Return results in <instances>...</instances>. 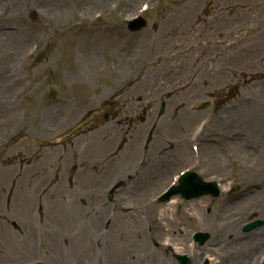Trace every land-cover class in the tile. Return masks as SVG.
I'll use <instances>...</instances> for the list:
<instances>
[{
	"label": "rangeland",
	"instance_id": "1",
	"mask_svg": "<svg viewBox=\"0 0 264 264\" xmlns=\"http://www.w3.org/2000/svg\"><path fill=\"white\" fill-rule=\"evenodd\" d=\"M144 1L146 0H0V157H4L23 146L28 150V155H31L41 145L40 143L43 144L44 138L53 136L51 130L57 127L61 128L60 120L65 119L68 115L69 105L73 102H84L92 92L95 95L101 93L102 97L105 98L108 90L116 88L120 80L124 81L122 83L124 89L116 96L117 100L115 99L114 102L121 106L128 105L125 110H122L121 117H124L133 112L139 113V108H142L144 104H153L154 102L150 99L154 96L157 99L158 92L164 89L173 93L178 88L186 87L183 89L184 94L195 90V94L198 95L201 89L215 86L217 82L225 86L229 80L225 81L224 79L226 77L231 79L232 75H227L228 71L234 70L225 67V65H232L233 60L240 62L242 59L248 58L249 63L247 66L245 65L244 71L249 69L256 72L262 67L259 54L264 52V24H259L260 18H256V16L261 15L264 0H162L159 6L153 5L150 12L145 15L152 24L128 35L125 21L131 19L138 12V8ZM211 1L215 3H213L214 10L210 9L208 15H205L204 11L209 7ZM33 5L38 11L35 15L30 12V6ZM57 5L61 8L56 7ZM180 7L192 13L193 27L196 26L195 30L193 27L186 31L175 26L169 28L170 24H175L173 22L175 13ZM96 12L104 14L100 20L93 18ZM80 14H86L89 17L84 28L69 27L68 23L80 17ZM198 22L201 25H197ZM236 22L239 23L240 29L245 27L248 30L247 34L251 37L248 41L251 45L242 44L237 54L233 53L234 50L227 54L225 53V45L229 40L225 39L226 36L224 38L223 29H235L237 27ZM154 23L158 24L157 30L153 29ZM199 30L202 32L198 33ZM14 35H16L15 40ZM190 37H193L194 40H190ZM33 39H39L43 48L38 56L28 59L25 52ZM152 39L154 43H159L160 47L155 49L153 47L149 50V57H147L144 49L141 50L140 47L144 48L146 43ZM219 48L223 57L212 63H209L208 60L203 61ZM169 53L175 70L164 76L166 84L162 85L163 88L158 89L152 80V87H149L146 92L142 91V85L145 84L147 87L150 85L146 83L148 76L158 74L153 68L162 56ZM229 54L230 56H228ZM230 59L232 61L227 62ZM144 60L148 64L150 63L149 66L147 65L148 69L146 68L139 79L135 82L133 79L126 87L129 81L127 74H131L138 66L139 61ZM217 62H221L223 66H217ZM200 64L204 66L203 72L197 73L194 68L187 69L188 66L195 67ZM102 68L104 69L102 70ZM218 69L224 70L225 74H219V76L215 73L213 75L208 74V71ZM193 76L196 78L195 80H191ZM214 78L217 79L214 81ZM36 82H40V84L31 96L28 95L24 100L19 97L17 101L11 98L18 85L27 86L31 84L36 86ZM243 82L246 85L243 94L250 97L249 100H240L236 104L224 106L221 113L224 114L223 116H228L229 122L220 125V121L213 123L205 135V137H214L215 134L222 143L218 147L219 161L217 163L219 164L216 167L212 166L211 171L207 168H203L202 171L207 179L212 177L219 179L224 188L223 196L214 204L213 224L201 223V218L205 217L203 213L204 201H198L193 206L188 204L187 208L181 205L174 215L168 217L162 215L166 211L162 204H158V207L149 204L150 198L166 184L170 173L178 169L180 164L185 161L189 162L192 158V153L189 152L188 156H179L173 162L172 156L169 155L167 163L172 161V164L175 163L174 166L168 168L163 163L161 165L163 169L159 174L156 171L159 168L154 164L156 159L153 167L144 177L147 180L146 185L144 183L138 186L129 185L127 187L129 188L128 192L132 191V195L123 198L117 196L118 199L122 198L118 200L123 206H121V210L118 207L111 214H105L101 212L102 207H100L88 219L86 217L84 220L80 218L82 223L76 233L69 230L68 232H71L69 235L64 229L65 234L62 238L67 236L68 243L63 242L60 247L53 250L54 252H50L49 256L53 258V263L111 264L112 259L107 254L106 241L109 239L110 232L117 229L125 233L130 232V235L136 237L132 242V250L122 256L121 264H154L152 261H154L153 256L155 255H147L143 259L140 256L143 249L152 251L150 248L157 250L158 257H169L174 264H177L173 259V251L170 249L176 247V249L184 252L193 251L187 245L189 231L201 227L203 230L209 231L210 235L220 233L223 227L221 221H224L229 223L230 227L223 231L224 234L221 235L222 238H219L218 245L220 246L222 242L227 244L226 251L224 250L225 259L233 263L238 256V249L243 243L247 244L257 233L261 240L247 264H260L258 256L264 245V213L261 211L260 205L250 203V200L245 199L244 195L237 194V190L246 188L250 184H254V187H257L258 184H264V89L262 88L263 84L257 80L251 81V79L244 78ZM39 98H42L43 104L41 113L37 112V116L33 118L29 129L28 126L25 128L22 124L20 125L23 127L20 131L21 136H23V132L25 135L16 143H6L4 136L15 130L16 122L21 121L19 116L21 111L26 110L27 116L30 118L31 108L29 105ZM175 98L177 95H172L168 99L170 104L169 115L163 122H169H164L167 126L164 129H162L164 123H161L160 128H158L159 136L154 143L155 151L162 145L164 147L168 145L166 139L178 138L179 129H184L185 119H189L190 123L192 122L190 128L188 127V133L198 119L197 117L190 118L179 115L176 109L181 110L182 99L180 98L181 100L176 102ZM174 102L176 103L173 104ZM235 105L237 106L234 107ZM185 107L189 108V104H186ZM58 110L59 116H56L55 119L50 116L54 120L53 124H49V117L45 121V115L47 116L45 111L57 113ZM246 116L249 119H255L256 126L253 129L255 127L261 129L256 132L259 135L258 138H254L252 141L255 143L252 144L253 147L256 148L251 146L252 148L247 149L249 151L246 159L247 166H244L242 164V149L235 144L239 143L243 147L244 134L252 136V129L247 127L249 125L244 122ZM257 120L260 122L258 123ZM117 124L116 120L106 122L101 125L102 128H98L99 130L91 131L85 137L80 138L81 140L91 137L93 144H95L90 147L93 160L81 158L83 163L89 161L86 165L85 174L87 175L86 179L91 182H89L90 186L93 188L95 179L99 182L101 179L103 180L101 184L95 185L97 188H93L95 191H99L104 186L106 188L107 184L114 179L112 176L116 167H113L111 161L109 162L106 154L102 156L104 161L99 156L97 157V154L101 150H105L102 148L101 142L99 143V140L102 139L100 132L106 129L110 132ZM145 124H149V122ZM120 126L124 129L132 126V124L123 120ZM171 127H173L172 131H169L168 128ZM26 129L28 130L26 131ZM105 140L110 145L111 138L105 137L101 141ZM140 140L141 134L139 133L133 145L134 150L139 147ZM182 148L184 147H179V149ZM138 149L136 153L129 156L130 160L137 157ZM253 149H261V151L256 152ZM33 157L31 158L33 159ZM38 158L36 154V160ZM235 158L238 161L232 163ZM55 160L56 155L52 157V162ZM203 161H205L204 166L210 164V161L204 156ZM93 165L96 166L95 170ZM2 173L5 172L2 171ZM2 178L6 180L5 174ZM2 178L0 171V181ZM255 178L258 180L255 181ZM230 187L233 190L227 192ZM133 190L138 193L143 191L142 193L146 194L135 197ZM255 197L264 205V195ZM101 199H103V195H101ZM101 199L98 198L97 201L104 202ZM190 205V211L187 213L186 210ZM152 213L159 218L158 221L151 224L158 223V226L154 225L152 230L154 234L158 230L160 237L152 238L150 236L149 223L152 219ZM219 213L221 214V221L218 218ZM251 220H261L263 224L253 232H243V227ZM59 221L61 222L59 219L58 221L53 219V225L57 230L58 225H60ZM7 226L0 220V234L9 244ZM3 228H5L4 231ZM236 237H238L237 241L235 240ZM26 238L23 239V242L31 240L29 237L27 241H24ZM52 238L54 237L52 236ZM73 241L76 242L73 243ZM156 244H161V246L155 248ZM169 244L171 245L170 248ZM207 244L210 248L217 246L214 237ZM24 245H20L14 250L17 256L13 254V257H7L10 258L7 264H24L38 258V253H36L37 257L36 255L33 256V246L26 243ZM3 246L9 247L5 243ZM203 246L199 245L196 249L195 263L201 261L199 263L203 264L204 261L208 260L209 264H217L210 255L207 257V254H200ZM101 248L103 252H100ZM218 257L216 259H219ZM50 262L47 260V264Z\"/></svg>",
	"mask_w": 264,
	"mask_h": 264
},
{
	"label": "bare ground",
	"instance_id": "2",
	"mask_svg": "<svg viewBox=\"0 0 264 264\" xmlns=\"http://www.w3.org/2000/svg\"><path fill=\"white\" fill-rule=\"evenodd\" d=\"M189 2V1H188ZM187 2V3H188ZM186 3V5H187ZM183 6V5H182ZM56 7H60L59 5H57ZM35 13V11H32ZM173 22H175V24H170L169 28H173L172 26H175L177 28H179L180 30H184L186 31L187 29H190L191 27H193L194 22L192 19V13L189 10H185V9H181L178 8V10H176L175 13V17ZM236 38L239 39L240 35L236 34ZM16 39V35H14V40ZM156 47H160L159 43L156 44V46L154 47V49ZM157 71L159 77L157 82H161L160 85H164L165 84V80H162V77L160 78V76H162V74H168V72H173L175 70V66L173 64V62L167 60L165 57H161V60L159 62V64L157 66H155V68H153ZM146 83H149V79L146 81ZM150 86H143V88H149ZM156 88H160L159 86H157ZM217 120V119H216ZM229 118H223L219 125L222 123H227L229 122ZM258 123L260 122L259 120H257ZM244 122L247 123L250 129H252L251 134L252 136H247L245 139H243V147L239 144L236 143L235 146L240 147L241 150V155H243V162L242 164L244 166H247L246 163V159L248 158L247 153H249V151H247V149H249L250 146H248V143H252V141H254V138H258V134H256V132H258V129H261L259 127H255V129H253L254 126H256V121L254 118H250L249 117H245ZM245 136V135H244ZM209 151L207 152V158L209 161H213L214 158L216 157V159L218 160L217 156H218V146L217 145H211L210 149H208ZM210 155V156H209ZM216 160V161H217ZM256 181V179H254ZM247 194L249 196L246 197L247 200H250V203L252 204H258L261 207V211L264 213V206L263 204H261L259 201H257V198L255 196L257 195H263L264 194V186H258V187H254V184H252V190H250V192H247ZM174 206V205H171ZM76 209H78V207H75ZM175 208V207H174ZM170 210V207L168 208V211ZM173 214V213H172ZM163 216L168 217L169 214L167 211H164ZM72 218V217H71ZM71 218H66L67 220H70ZM204 223L208 224L207 219H203L202 220ZM224 229H228L230 227V225L227 224V226L225 224H223ZM224 232L223 230H221L220 233H215V242L217 246H215L214 248H210L205 247V252L208 253L211 257L212 260L215 261V263L217 264H247L248 261L251 259V257L253 256L255 250L257 249L258 245H259V241L261 240L257 234H254V236L250 239V241L245 244L243 243V245L238 249V256L236 258V260L231 263L229 260L227 261L225 259V248H227V244L226 243H221V245L219 246V238H222L221 235H223ZM158 236L160 237L159 233ZM136 237L130 235V232L125 233L124 231H120V230H113L110 232V236L109 239L106 241L107 243V254L108 256L111 257V264H121L122 262V256L124 254H126L129 250H132L133 245L132 242L134 241ZM236 241L238 240V237H236L235 239ZM137 241L138 238H137ZM152 251H148L147 249H143L142 253H140V256L143 258H145L147 255H155L153 256L154 261H151L154 264H174V262H172V260L168 257H158V252L157 250L150 248ZM105 250V249H104ZM122 250V252L120 253V251ZM225 250V251H224ZM119 251V252H118ZM101 252H103V249H101ZM119 255V256H118ZM219 256V259H216V257Z\"/></svg>",
	"mask_w": 264,
	"mask_h": 264
}]
</instances>
